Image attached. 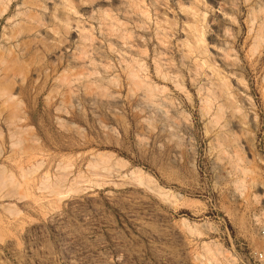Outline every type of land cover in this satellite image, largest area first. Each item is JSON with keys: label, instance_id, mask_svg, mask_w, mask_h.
<instances>
[{"label": "rangeland", "instance_id": "rangeland-1", "mask_svg": "<svg viewBox=\"0 0 264 264\" xmlns=\"http://www.w3.org/2000/svg\"><path fill=\"white\" fill-rule=\"evenodd\" d=\"M0 264H264V0H0Z\"/></svg>", "mask_w": 264, "mask_h": 264}, {"label": "bare ground", "instance_id": "bare-ground-1", "mask_svg": "<svg viewBox=\"0 0 264 264\" xmlns=\"http://www.w3.org/2000/svg\"><path fill=\"white\" fill-rule=\"evenodd\" d=\"M134 76H133V74H132V78H133ZM134 79V78H133ZM138 82V81H137Z\"/></svg>", "mask_w": 264, "mask_h": 264}]
</instances>
